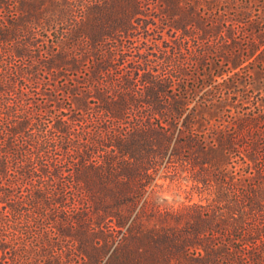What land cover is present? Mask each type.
I'll use <instances>...</instances> for the list:
<instances>
[{"label": "trees", "instance_id": "16d2710c", "mask_svg": "<svg viewBox=\"0 0 264 264\" xmlns=\"http://www.w3.org/2000/svg\"><path fill=\"white\" fill-rule=\"evenodd\" d=\"M245 3L0 0V264H264ZM167 174L198 198L159 202Z\"/></svg>", "mask_w": 264, "mask_h": 264}, {"label": "rangeland", "instance_id": "374dc122", "mask_svg": "<svg viewBox=\"0 0 264 264\" xmlns=\"http://www.w3.org/2000/svg\"><path fill=\"white\" fill-rule=\"evenodd\" d=\"M232 6L236 3V6L245 5L247 1H250L252 5H250V13L257 14L255 11L254 2L257 3L258 0H226ZM234 2V3H233ZM227 4V3H226ZM228 6V4H227ZM223 8V6H220ZM235 9V8H234ZM234 9L231 7L229 11H224L227 15L232 16L235 14ZM204 10V9H203ZM264 13V12H263ZM264 16V14H263ZM163 173V172H162ZM161 173V174H162ZM165 174V173H164ZM173 176V177H172ZM158 183L160 184L158 188V192L156 194V199L159 202H163L166 204H174L177 205L181 202H186L188 199H197L198 195L195 191L190 189V183L181 179L172 174H167L166 176H161L158 178Z\"/></svg>", "mask_w": 264, "mask_h": 264}]
</instances>
